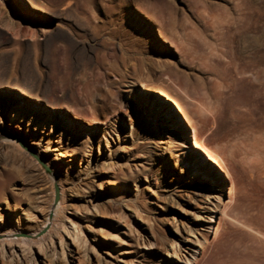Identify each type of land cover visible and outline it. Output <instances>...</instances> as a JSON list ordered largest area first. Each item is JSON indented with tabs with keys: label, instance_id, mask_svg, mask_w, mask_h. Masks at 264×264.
Segmentation results:
<instances>
[{
	"label": "rangeland",
	"instance_id": "rangeland-1",
	"mask_svg": "<svg viewBox=\"0 0 264 264\" xmlns=\"http://www.w3.org/2000/svg\"><path fill=\"white\" fill-rule=\"evenodd\" d=\"M23 1L0 0V264L202 256L229 191L195 173L191 143L187 156L155 143L159 129L185 127L152 117L169 101L142 80L174 94L237 186L243 223L227 217L209 255L215 264H264V0ZM63 138L82 147L75 156L56 148Z\"/></svg>",
	"mask_w": 264,
	"mask_h": 264
},
{
	"label": "bare ground",
	"instance_id": "bare-ground-1",
	"mask_svg": "<svg viewBox=\"0 0 264 264\" xmlns=\"http://www.w3.org/2000/svg\"><path fill=\"white\" fill-rule=\"evenodd\" d=\"M15 1L24 3L23 0H15ZM31 4H32V7L35 10H37V11H42V12L47 11L46 8L43 5H41V4H38L36 2H31ZM15 84L16 85L12 86L13 89L19 91L21 94H23L25 96L30 97V100L33 102L32 98L35 97L34 94H33V91L30 88H28L27 86H24L22 84H18V83H15ZM140 85L145 90H153L155 92H158L159 94L165 96V98L169 101L167 110H165L166 108H164V106H162L160 108H157V107L153 108L152 107L151 110H150L151 113L153 114L152 117L154 119L157 118L159 124H162L163 126L166 127L167 122H170V123H172V125L170 127L177 129V128L181 127V123H183L184 127H185V130H183V129H182V131L176 130L178 132H169V130H166V128H162L163 130L159 129L156 132L158 139H157V141H155V143L157 142L156 144H161L160 145L161 147H163V144H167L170 147V149L171 148L175 149V152L177 153V155L182 153L183 156H187V154H186L187 153V147L189 148L190 146L189 145L186 146V145H187V143H191L192 151L195 150V152H194L195 156L193 158L190 156L189 159L192 158V161H193L192 162L193 163L192 169L195 171V173H201L202 175H206L207 177H212V180H216V181L221 182V188H220L221 190L222 189H228V191H229V201H227V203L225 204V207L222 208V215L220 217V221L215 226L216 233H215L214 240L207 244L206 248L202 251V256L201 257L199 255L200 252L198 254V250L197 249L194 250L193 253H192L193 264H215V261H214V258H213L214 256L212 254L211 255H209V254H210V251H211L212 248L217 247V243H216L215 240L217 238H219L221 236V234L224 232V230L230 225V222H229V220H227V217L231 218L232 220H236L238 222L242 221L241 223H243V219L241 218V212H240L239 208L234 205V199H235L234 197L236 195L237 186H236L235 183H233V185L231 187H230V185L228 186V181L226 180V177L223 175V173L221 171V170H227L228 169V164L226 163V161H224V159L222 158V156L220 154H218L215 150H213L210 146H208V143H206V141H204L201 138H199L197 131H195V130H197V126H193L195 128V130H194L195 132H193L191 130V128L188 126V124H186V121H185L184 117L180 114V112L184 113L186 116H187V113H186L184 107H182V105L179 102V100L174 96V94H172L171 92L166 90V88H164L163 86H154L152 84H149L148 81H146V80H142L140 82ZM3 91L8 92L10 95H12V94L13 95L15 94L14 96L18 95V93H16V91H9V90H7L5 88H3ZM52 103H53V101H52ZM18 106L21 107V103H18ZM49 106H51L52 108H55V109L61 108V106L58 107V105L56 106V105H53V104L52 105L49 104ZM176 106L179 109V112H177L176 116H174V114H171V111H170L169 107L170 108H172V107L176 108ZM178 109H177V111H178ZM59 112L62 114L64 111H62V110L60 111L59 110ZM35 116L37 117V119H40L39 122H38V123H40L42 121V119H43L42 115L40 113H38V112H34L33 118ZM44 123L47 124L48 121L44 120ZM188 123L192 125L193 124L192 119L189 118L188 119ZM55 125H56V122L54 121V126H53V128L51 130V135L52 136H54V133H55ZM136 129H138V133H139L140 126L139 127L136 126ZM164 133H166L169 136V139L164 137V135H163ZM4 136L7 137L6 140L15 141L14 138H13V135L12 136L4 135ZM17 137L19 139L20 138L22 139V138L25 137V134L19 133L17 135ZM185 138L187 139V141L185 140ZM58 143H59L58 145H55V146H57L56 147L57 149H60V150L62 149V151H64L65 154H69V155H72V156H75L76 152L79 149L82 148V147H80L78 145H74L73 142L68 140V139L64 140V138L59 140ZM23 147L26 149V147L24 145H22V149H23ZM69 147H71V150L69 149ZM147 152H146V154H148ZM210 162H211V166H210ZM212 163H213V165H212ZM115 180H117V182L115 181V183H117V184L113 183V185H119L120 183L123 182V180L121 178H116ZM114 192L117 195L121 194L119 190H114ZM221 199H222V197H221ZM60 204H63V200L60 201L59 205ZM57 209H56V212H57ZM213 220H214L213 216L211 215L210 220H209V227L213 224V222H214ZM44 223L46 225V222H44ZM47 223H48L47 225L50 226L49 231L52 232L51 230L54 227V226L52 227V225L56 224L55 220L51 219V218H48ZM43 227L44 226H42V228ZM190 232H194L192 228L189 229L186 233H190ZM77 236L74 235L75 238ZM27 237H20V238L17 237L19 241L16 239L17 240L16 242H18L19 244H21L23 242L25 243L26 242L25 240H28ZM204 238L207 239L206 236ZM51 240H52V238H51ZM30 241H35V240L33 239V240H30ZM3 243H4V238H3V241L1 239L0 246H3L5 244V243L4 244ZM44 243H46V242L45 241L41 242L42 245ZM10 244H12V243H10ZM201 244H202V241H201ZM29 247H31V246H29ZM26 248H27V246H26ZM41 249L43 250L44 246ZM187 260H191V259L188 258Z\"/></svg>",
	"mask_w": 264,
	"mask_h": 264
},
{
	"label": "water",
	"instance_id": "water-1",
	"mask_svg": "<svg viewBox=\"0 0 264 264\" xmlns=\"http://www.w3.org/2000/svg\"><path fill=\"white\" fill-rule=\"evenodd\" d=\"M59 191H58V188H57V191H56V199H55V201L57 202L58 200H59Z\"/></svg>",
	"mask_w": 264,
	"mask_h": 264
}]
</instances>
